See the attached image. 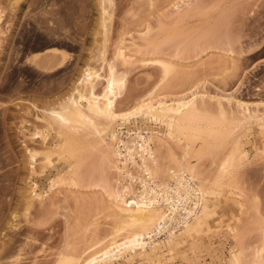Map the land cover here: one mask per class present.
Segmentation results:
<instances>
[{"label":"rangeland","instance_id":"1","mask_svg":"<svg viewBox=\"0 0 264 264\" xmlns=\"http://www.w3.org/2000/svg\"><path fill=\"white\" fill-rule=\"evenodd\" d=\"M14 1L0 0V264H41L55 260L58 252L70 253L74 247L82 251L111 236L116 221L106 191L122 188L130 180L109 167L101 155L103 147L96 142L86 150L81 164L72 167L74 158L67 151H59L66 138L58 136L57 125L52 133L48 132L44 120L50 108L58 107L75 93L84 69L91 64L99 69L102 63L108 67V61L116 65L119 76L126 74L118 111L132 110L135 97L141 99L155 89L152 97L159 100L168 96L169 101L187 92L190 94L185 96L189 97V90L198 85L199 93L207 94L203 102H197L202 114L223 123L217 132L206 130L196 139V145L178 134L167 140L166 124L146 116L129 123L120 120L113 129L125 135L135 131L161 133L177 153H190L189 161L196 164L207 183L219 175L223 160L240 134L248 156L237 169L234 184L227 181L213 186L217 190L215 201L199 232L191 236L183 233L176 242L168 241L165 234L158 239L161 245L150 258L128 255L129 262L122 263L121 259L114 264H158L159 259L163 264H233V255L240 248L241 264H257V250L264 244V126L254 119L241 123L247 111L240 109L241 115L234 100L231 110L227 105L230 103L223 101L230 110H226L225 120L213 101L216 99L209 97H234L249 104V114L257 109L264 112V0H112V19L108 20V34L104 33L107 36L100 35L101 25L96 35L102 22L98 0H69L65 3L68 12L72 10L69 17L66 8H61L66 0H61L60 6L54 4L62 12L55 10L54 0L39 5L32 4L34 0L15 5ZM47 1L52 2L51 6ZM70 2L76 9L69 7ZM50 9L56 11L53 13L57 18L51 12L48 17L58 21L46 19L44 12ZM34 18L41 20V25ZM42 19L48 21L44 22L49 23L50 28L45 24L48 30L42 26ZM52 41L58 44L53 45L57 50L53 63L52 59H42L45 52L53 50ZM119 48L130 64L118 58ZM157 58L177 65L163 83V68L152 63ZM44 60L54 67L45 66ZM106 66V75L102 71L105 77ZM103 81L99 92L104 88ZM226 125L231 129H225ZM47 149L57 151L54 161L58 169L54 171L42 170ZM30 150L42 152L35 162V172ZM60 175L65 180L50 191V182ZM138 186L136 183L134 187ZM33 189L43 198L32 199L28 207Z\"/></svg>","mask_w":264,"mask_h":264},{"label":"bare ground","instance_id":"2","mask_svg":"<svg viewBox=\"0 0 264 264\" xmlns=\"http://www.w3.org/2000/svg\"><path fill=\"white\" fill-rule=\"evenodd\" d=\"M21 1L23 0L14 1V5L16 2L20 4ZM35 1L36 0H34L32 4L39 5L40 3H44V0H37V3ZM57 1L58 0L52 1L54 2L53 4L51 1V3L49 1L47 2H49L50 6L51 4L54 5L56 3L59 6L61 3L63 4L61 0H59L60 3ZM98 1H100V8H98H102L100 10L102 22L100 23L99 21V29H97L98 31H96V35H99L100 25L102 31L100 32V35H102V33L104 34L107 30L109 31L108 20L112 19L110 15L111 13H109L111 11V6L109 4H112L113 1ZM66 2H69V0H66L62 5L63 7L61 8L64 9L63 11L67 10L65 7ZM49 4H45V8L46 5ZM70 5V8L76 9L75 4L72 3ZM99 5L97 4V6ZM57 6H55L56 9L53 6L52 8L56 11H60L58 10L59 6ZM40 7L39 9L35 8L36 11L40 10ZM30 9V11L34 10V8L32 9V5L30 6ZM47 10H49V8ZM55 10L50 9V11L44 12V14L47 13V20H49L48 18ZM50 12L51 14L48 17V13ZM60 12H62V10ZM60 12L58 13V16ZM66 12L65 14L68 15L72 10L69 9V12L68 10ZM54 13L52 16L56 14ZM65 14L63 15L65 16ZM70 15H72V13H70ZM70 15H68V17ZM52 16L50 17V20L54 19ZM109 16L110 18H108ZM37 18L38 17H36V19ZM36 19L34 18L35 22L37 21ZM47 20H43L42 26H45L48 22ZM54 20L58 21L56 19ZM39 22L38 24H40ZM46 25H49V23ZM49 28L46 27L47 30ZM108 31L106 34H108ZM52 40H55V38ZM61 40L63 41V39ZM58 42L60 43L59 40ZM53 43V50H49L50 48L48 46L51 44L45 46L48 47L47 49L49 51L46 50L47 52H45L46 54L44 55L45 58H42L46 60L52 59V63L54 60L53 58L57 57L55 54L57 50L55 51L54 49L58 47V44H56L57 41L56 43L55 41ZM55 44L56 47L54 48L53 45ZM99 50L101 49L99 48ZM116 53L118 58H124L122 60L125 64H130V60H127V58L124 57V53L121 49ZM48 61L44 60L43 64H45V66L49 65L48 68L54 67L52 64L50 65L51 61L49 63ZM96 61H98V59H96ZM171 61L165 59L162 60L161 58L152 61V63L158 64L164 70L162 83L167 77L169 78L177 68V65L175 64L176 62ZM109 62L110 61L106 63L108 67L105 65L106 68H108L106 69V71H108L106 77L104 76L106 72L104 73L105 66H103V63L99 69H96V66L93 64L84 69L85 71L80 79V86L78 85L79 87L76 88L75 93L73 92L69 95V97L59 104L58 107L50 108V115L44 120L47 122L48 132L54 130V125H57V130H59L57 131L59 135L58 133L57 135L66 138L63 146L65 148L61 146L62 148H59L60 150H58L60 152L67 151L70 156L74 158L76 163H70L72 167H77L81 164L82 158L88 153L86 150H89L93 142H96L103 147L101 155L105 156H103V158L105 160L107 159L106 161L110 164L109 167L117 169L121 172V176L125 174V176L122 177L130 180V183L127 185L123 184L124 186H121L122 188H114L110 191H106L108 198L107 202L111 214L116 221V226L109 238H105L103 241H97L94 244H89L82 251H79L74 247L71 249L72 251L70 253L58 252V254H54V256H57L55 260L52 259L41 264H114L115 262H120L121 259L123 260L122 263H126L129 262L127 259L128 255L131 257L134 255H141L150 258L153 252H155L161 245V242L158 240L161 236L167 234L166 237L168 241L176 242L175 240L181 239L183 233L191 236L192 233L199 232L202 223L208 217L209 210H212V202L215 201L214 199L217 190L213 186H217L221 182L228 184L227 181L229 184L231 183V185L232 182L234 184L235 179L237 178V169L248 160L247 152L242 148V134H240L233 144L234 148L231 153L229 154L228 152V155H226L223 160L221 169L218 171L220 172L219 175L215 176L216 178L213 177L212 180L215 179L212 182L210 181L207 183V178L203 177V174L198 171L199 169L196 164L189 161L190 153L187 151H184V153L182 152V154H180V152L177 153L178 151L172 148V144L167 141L169 140L168 137L174 138L175 134H178L179 136L188 139L190 142L192 139L193 141L191 144L194 145L195 142L198 143V140L196 139L200 138L206 130H208V132H217L223 128V123L216 121L214 118L207 117L205 112L202 114L203 110L197 106L198 100L201 99L203 102L207 94L204 95L205 93L202 91L199 93L198 85H194V90L192 87V91L189 90L192 92L189 97L185 96L186 94H190L187 92L186 94L176 95L175 97L178 96L177 98L173 97L174 99L170 98L171 100L168 101V96H164L165 98L159 96V100L157 99L158 97L154 98L156 93L155 89L154 93L150 92L151 95L149 93L146 96L142 95L143 97L141 99L138 96L140 100L135 97L137 101H134L133 98L132 100L135 103H132V106L134 105L130 108L132 110L128 109L130 111L120 112L117 110V106L119 100L124 98L123 93L127 82L126 74L119 76V72L115 69L116 65L113 66L114 63L111 64L112 62ZM102 81L103 84H105H102L104 88L100 93L98 91V86L101 85ZM195 88L198 90L197 92H194ZM152 95L154 96L152 97ZM219 96L216 98L212 95L209 98L216 99L213 101L218 103L217 107H220L221 109H219V111L222 113V118L227 120L226 113L231 110L232 105H235V103L231 104L233 103V100L236 102L235 107H238L239 111L240 109L242 111H247L248 116V111H250L249 104L242 102V100H235L236 98L234 99L232 96L233 99L225 98L224 96H222L224 97L222 98ZM224 100L230 103L227 104L229 106L231 105L230 107L228 106V109L230 110L227 109ZM226 110L228 111L226 112ZM251 110L253 111V109ZM259 110L260 109H257V111L254 110V113L249 114L248 117L245 114L246 112L243 111L245 112V118L243 117V112L240 111L242 112L241 115H243L242 119H245H240V122L243 123L247 120L250 121L251 119H254L259 121L260 126H264V112L262 113ZM260 113L262 115H260ZM138 116H146L156 122L165 123L168 131L167 134H165L167 140H165L164 136L159 132H151L152 134L146 135L145 132L142 134L141 131H135L125 135L123 131L118 132L116 129H113L118 121L122 120L125 123H129L132 119H136ZM225 129L230 130L231 127L226 125ZM119 133H122L121 136H119ZM107 140H109V142ZM200 140L203 141V139ZM154 143L156 144V147L154 146ZM198 146L200 147V144H198ZM198 146L197 148H199ZM44 151L45 164L42 167V170L50 169V171H54L58 169V166L54 161V155L57 151L53 149H47V151ZM41 154V151L30 150V164L33 167V172H35L34 167L35 162H37V157ZM62 180H65L63 175L53 178L50 182V191L58 186V184H61ZM58 181L61 182L59 183ZM136 183L139 185V189L138 187L137 189L134 187ZM32 192H34V195L30 196L31 198L28 199V207L31 206L32 199H35L36 197L43 198V194L37 192L36 189H33ZM89 228H92V226H89ZM178 228L181 229V233L179 234L177 233L179 230ZM123 233L125 234L123 235V238L118 240V237ZM95 245H98V247L93 248ZM242 254V249L240 248L239 252L237 251L233 255V264H241ZM256 254V263L264 264V244L257 250ZM13 257L11 260L12 262L17 260L16 257H14L15 260ZM158 264H163L160 259L158 260Z\"/></svg>","mask_w":264,"mask_h":264}]
</instances>
